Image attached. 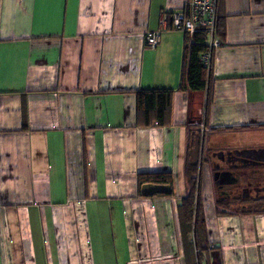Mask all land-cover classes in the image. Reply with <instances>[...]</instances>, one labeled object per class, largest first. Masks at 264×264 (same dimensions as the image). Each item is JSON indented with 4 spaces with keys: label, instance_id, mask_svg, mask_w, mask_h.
<instances>
[{
    "label": "crops",
    "instance_id": "obj_1",
    "mask_svg": "<svg viewBox=\"0 0 264 264\" xmlns=\"http://www.w3.org/2000/svg\"><path fill=\"white\" fill-rule=\"evenodd\" d=\"M187 1L0 0V264H195L178 207L197 134L217 249L203 264H264V208L217 206L258 194L217 188L226 167L211 164L212 154L242 158L244 175L264 166L254 164L264 163V0H218L225 37L212 52L206 120L207 92L181 89L187 35L171 15ZM143 90L173 91L169 125L138 126ZM162 172L174 195L139 196L138 176Z\"/></svg>",
    "mask_w": 264,
    "mask_h": 264
},
{
    "label": "trees",
    "instance_id": "obj_2",
    "mask_svg": "<svg viewBox=\"0 0 264 264\" xmlns=\"http://www.w3.org/2000/svg\"><path fill=\"white\" fill-rule=\"evenodd\" d=\"M222 20L223 19L220 18L217 13L215 35L221 41L225 37V26ZM186 39V64L184 70L186 79L181 89L185 91L205 90L207 92L205 104L206 120L211 103L212 63L210 67H205L201 57L202 54L206 53L209 49L207 44L208 37L205 32H199L194 35L191 42H189L188 37ZM172 96L173 91L168 90L137 91L138 126H151L154 124L160 126L169 125L173 114ZM204 143L205 139L200 134L191 136L189 147L191 154L189 155V161L186 166L188 193L182 199L181 205L178 207L182 242L185 251L187 252V256L188 252L191 251L195 264H203L202 258L205 251L208 249L213 251V249L210 248V245H208L205 214L201 196V170L205 163L204 152L202 151V144ZM173 183V174L170 172L140 174L138 176V194L139 196H143L141 189L145 184H156L170 186L172 193L170 195L158 194L155 196L172 197L174 195ZM261 202L264 204V199L229 200L224 198L217 202V206L219 210H230L232 207H246L247 209H241V212H247L248 209H253L256 205L259 206ZM260 212H264V209L260 210Z\"/></svg>",
    "mask_w": 264,
    "mask_h": 264
},
{
    "label": "built area",
    "instance_id": "obj_3",
    "mask_svg": "<svg viewBox=\"0 0 264 264\" xmlns=\"http://www.w3.org/2000/svg\"><path fill=\"white\" fill-rule=\"evenodd\" d=\"M217 3L218 0H188L185 8L175 11L171 15L172 28L175 31L183 32L187 35L189 42L193 40L195 34L205 32L209 49L202 54L201 60L205 67H210L212 63V50L221 44V40L216 37L217 27ZM161 40V31L147 33L146 47L156 49ZM206 129L203 130L205 134ZM215 249L214 245H210Z\"/></svg>",
    "mask_w": 264,
    "mask_h": 264
},
{
    "label": "rangeland",
    "instance_id": "obj_4",
    "mask_svg": "<svg viewBox=\"0 0 264 264\" xmlns=\"http://www.w3.org/2000/svg\"><path fill=\"white\" fill-rule=\"evenodd\" d=\"M202 151L204 152L203 154H205V152L207 151L206 150V145L205 143L202 144ZM237 155V154H236ZM209 156V155H208ZM230 159V157H229ZM220 160H223L220 159ZM231 160V159H230ZM230 160L227 159L228 162H230ZM230 163H233V162H230ZM230 163H227V167H231ZM211 164H212V167H214L215 164H220L224 167L225 164H222V162H219L218 159L214 158V156L211 154ZM239 165V164H238ZM257 168V169H255ZM243 170H234L232 171L233 173H235V175L237 176H242V180L240 182V185L238 187H236V189L232 190L233 194H235V196H239V198H243L242 197V191L245 189H248L251 193H252V196H256L258 194V198L259 199H264V192H263V187H264V166L262 167H254V168H249L248 170L245 171V175L244 173H242ZM244 178H247L248 181H246ZM256 181V182H253V181ZM250 183H252V186H255V189H251V186H250ZM244 192V191H243ZM246 208V207H245ZM244 207H232L230 209V211H242L241 209H245ZM248 208H252V207H248ZM256 208H264V204H261L258 206L256 205L253 209H256ZM247 209V208H246Z\"/></svg>",
    "mask_w": 264,
    "mask_h": 264
},
{
    "label": "flooded vegetation",
    "instance_id": "obj_5",
    "mask_svg": "<svg viewBox=\"0 0 264 264\" xmlns=\"http://www.w3.org/2000/svg\"><path fill=\"white\" fill-rule=\"evenodd\" d=\"M256 157H258V156H256ZM255 157V158H256ZM206 158V152H205V154H204V159ZM240 159H242V158H237V157H235V160L234 161H236V162H238V161H240ZM228 160H230L229 158H228ZM253 160H254V158H253ZM231 162V161H230ZM230 162H228V161H226L224 164H225V166H226V169L225 168H223V169H220V171L219 172H215V174L216 173H220V175L218 176V179H217V186H218V188H221V189H225L226 187H231L232 189H231V191L232 190H234V189H236V187H238L239 185H240V181H241V179H240V177L239 176H237V175H235V173H233L232 171H234V170H236V168L238 167V164H236V162H233V163H230ZM227 163H230V165H231V167H227ZM250 164H252V163H250ZM255 165L256 164H259V165H261V164H264V163H262V162H260V163H254ZM253 164V165H254ZM240 166V165H239ZM235 168V169H234ZM264 188V187H263ZM247 190L248 189H244L243 191L245 192V193H247ZM263 190V189H262ZM244 192H242L243 194H244ZM263 192H264V190H263ZM242 194V195H243ZM259 194V193H258Z\"/></svg>",
    "mask_w": 264,
    "mask_h": 264
},
{
    "label": "water",
    "instance_id": "obj_6",
    "mask_svg": "<svg viewBox=\"0 0 264 264\" xmlns=\"http://www.w3.org/2000/svg\"><path fill=\"white\" fill-rule=\"evenodd\" d=\"M141 192L144 197H153L158 194L170 195L172 193V189L170 186L166 185L145 184L142 187Z\"/></svg>",
    "mask_w": 264,
    "mask_h": 264
}]
</instances>
